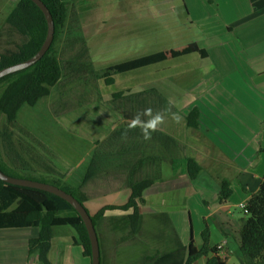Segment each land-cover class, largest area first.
Returning a JSON list of instances; mask_svg holds the SVG:
<instances>
[{"label": "rangeland", "instance_id": "1", "mask_svg": "<svg viewBox=\"0 0 264 264\" xmlns=\"http://www.w3.org/2000/svg\"><path fill=\"white\" fill-rule=\"evenodd\" d=\"M63 1L67 3L68 13L65 34L57 42V58L67 77L33 108H23L15 122L8 123L0 115V163L13 168L19 176L38 178L33 171L46 172L53 168L72 175L80 170L75 165L82 157L100 156L104 167L92 180L93 188L97 189L91 190L87 185L84 190L92 176H86L78 185L79 192L86 197L82 205L90 217L104 207L122 206L128 198L122 203L116 201H120L124 190H112L121 186L130 188L132 183L148 176L128 172L127 162L135 160L126 158V153L137 157L140 144L127 129L132 118L145 109L151 108L153 114L160 109L166 113L164 116L169 115L164 110L166 106L157 109L150 105L157 95L172 110L176 107L181 117L186 109L188 113L194 107L199 111L196 118L199 130H195L201 140L197 139L198 145L202 149L211 147L212 163L206 165L219 167L214 171L217 175L212 176L218 177L219 183L229 181L232 202L235 201L230 209L231 219L234 224H240L244 217L241 205L248 193L241 190L237 169L231 162L220 165L215 162L219 150L207 137L237 164L252 166V172L259 179L264 174V74L257 75L252 69L254 63L264 60V41L252 48H243L240 41L244 38L238 35L240 28L251 22L253 14L239 19L242 16L233 11L232 21L222 22L220 14L225 12L228 3L237 0ZM16 2L0 0V52L12 47L13 42L18 44L21 38L15 32L9 37L10 29L4 22ZM248 33V39H253L254 32ZM260 37L259 31L255 38ZM191 43L205 49L208 56L201 58L194 52L169 58L113 75L114 82L109 85L98 77L108 66L160 51L181 50ZM148 91L153 92L144 94ZM98 103L102 105L100 111ZM82 163L90 165L91 162L84 159ZM223 167L230 169H220ZM153 175L151 179L156 180ZM179 194V201L166 198L157 209L148 203L145 208H152L149 213L155 215L147 214L135 234L126 217L104 220L103 216L95 228L100 264L151 262L161 241L164 255L173 249L177 237L166 214L173 221L185 209L180 205L183 191L176 190V195ZM203 208L206 209L205 205ZM162 211L165 214H160ZM162 216L165 222L160 227L154 219ZM127 226L133 235L127 232ZM55 230L70 232L76 238L69 226ZM182 252L185 250L177 255L180 261ZM173 260V264H179Z\"/></svg>", "mask_w": 264, "mask_h": 264}, {"label": "trees", "instance_id": "2", "mask_svg": "<svg viewBox=\"0 0 264 264\" xmlns=\"http://www.w3.org/2000/svg\"><path fill=\"white\" fill-rule=\"evenodd\" d=\"M51 14L54 23V36L52 43L44 56L35 64L12 74L0 78V115L8 123L16 121L20 111L25 108H33L41 99L48 97L51 89L67 74H63V69L57 58V42L65 34L67 20V3L63 0H40ZM9 27V37L13 32L21 38L19 43L13 42L12 47L5 48L0 52V70L21 62H24L34 56L40 49L47 31L45 18L39 8L30 0H17L16 4L8 12L4 19ZM12 42V41H8ZM198 53L201 58L207 57L205 49L198 47L196 43H191L181 50L160 51L153 54L141 56L132 60L117 63L106 67L99 73V78L104 79L105 84H113V75L123 74L143 67L163 62L169 58H176L190 53ZM69 69V68H68ZM153 91L144 92L149 94ZM143 93V92H142ZM116 96H120L119 93ZM115 97V95H112ZM156 97V103L150 105L157 109L166 106L165 111L171 113L172 108L162 103L164 100ZM159 112L164 113L159 109ZM199 117V111L194 107L185 117L186 125L189 128L197 129L196 118ZM131 137L138 139L139 147H146L143 141L151 146L155 143L158 133L152 134L150 140L143 139L140 129H128ZM138 146V144H135ZM92 162L91 159L88 160ZM88 163H84L85 166ZM91 164V163H90ZM183 173L190 181H194L201 171L200 165L193 158L183 160ZM8 170V172H7ZM0 171L14 178H25L59 188L67 194L72 195L80 204L85 200L79 191L78 185L68 183L64 179L65 172H58L49 168L46 172H38V178L17 174L13 168H6L0 163ZM83 168L72 174L73 179L78 176L83 177ZM51 174V176H50ZM151 175L145 176L139 181L130 185V196L127 202L122 206H107L91 216V221L96 228V223L104 216L106 211H128L131 214L126 216L129 222L130 230L135 234L141 226L142 216L139 206L143 204L142 193L149 188L155 181ZM177 175H175L176 177ZM155 177V176H154ZM232 194L228 180H222L219 183L218 201L227 200ZM243 214L238 228L239 244L238 250L241 255L242 264H264V174L258 180V186L254 193L244 203ZM69 226L75 233L74 243L82 248V254L90 263V243L84 224L70 206L63 199L50 193L27 187L16 186L5 183L0 180V230L37 228V237L28 241V256L37 264H51L50 251L54 229L58 227ZM96 231V229H95ZM97 235V234H96ZM202 244L200 247L194 245L192 238L185 248L177 243L173 249H170L163 258L156 256L150 258L152 264H173L177 260V255L183 250L186 251L184 261L179 264H193L198 259L204 258V264H228L218 253L219 245L209 246V229L204 225L200 233ZM184 255V253H183Z\"/></svg>", "mask_w": 264, "mask_h": 264}, {"label": "crops", "instance_id": "3", "mask_svg": "<svg viewBox=\"0 0 264 264\" xmlns=\"http://www.w3.org/2000/svg\"><path fill=\"white\" fill-rule=\"evenodd\" d=\"M243 10H245L244 13ZM233 11H236L242 16L239 19L253 14L251 22L246 23L247 25L240 28L238 32L239 38H244L240 41L241 47L252 48L264 41V0H237V2L232 4L228 3L225 12L220 14L222 22L230 23L233 17L231 12ZM228 27L230 26L227 25V28ZM249 30L254 32V35H252L253 39H248L250 35L248 33ZM259 31L261 32V37L258 39L255 37ZM252 69L256 71L257 75H263L264 60L260 63H254ZM101 107L102 105L98 103L97 108L99 111ZM185 111L186 113L183 117L180 116L181 118L187 116L189 109ZM178 112L177 108L173 106V111L171 113L178 114ZM171 113H169L168 116H164L163 124H161L159 130L156 131L158 136L155 143L148 146L149 142L146 143V141H143L146 147H140V154L137 155V157L132 153H126L125 156L128 159L132 158L135 160L134 162H127L129 167L128 172L133 171L134 174L139 176L154 174L153 176L156 175L157 178L155 182L142 193L144 205L139 206L142 216L141 225L147 219V214H153L149 213L152 208H145L148 203L154 205V209H157L159 208V204L164 202L166 198L172 201H179L181 195H176V190H182L183 195L180 205L183 204L185 209H182V211L176 214L173 221H171L168 214H166L176 233L177 241L174 243V246L179 243L182 248L186 249L190 238H192L194 245L200 247L202 244L200 233L204 225H207L210 235L209 246L219 245L220 251L218 255L225 259L228 264H242L240 260L241 255L238 250L239 237L237 232L239 223L236 222V224H234L230 214V209L235 205V201L234 203L232 202L234 197H231L233 195V190L231 189L232 194L227 200L223 202L218 201L219 179L218 177L214 179L212 176L217 175V172L214 171L219 170V167L208 168L206 165V163H212L213 157L209 154L211 147L208 146L203 149L199 147L197 139L199 141L201 140L198 133L195 131L199 129L193 130L189 128L186 125V121L184 122L182 119L179 123L175 122L171 119ZM198 123L200 127V122ZM207 139L210 144L214 145V147L219 150L218 158L215 159L218 165L231 162L236 167L241 190L248 193V196L244 199V201H246L250 194L255 192L258 186L259 178L252 172V166L247 167L243 162L237 164L236 161H233V159L220 149L221 147L219 148L210 137H207ZM221 144H224L222 140ZM110 157L114 158V156ZM185 158H193L200 165L201 171L194 181H190L186 174L183 173L181 164L183 165V160ZM84 159H91L93 162H91V164L89 163L90 165L86 164L82 166ZM100 159V156L94 154L93 156L87 155L82 157L75 166L83 168L84 173L80 172L83 178L78 176L76 179H73L71 173H66L64 174V179L73 185H80L86 176H92L87 181L84 190H87V185H90L91 190H96L97 188H93L92 180L97 176L101 167L104 165V163L99 161ZM236 160L238 161V158H236ZM225 168L227 167L220 169H230ZM33 173L37 174L34 171ZM175 175L177 176L174 177ZM209 175H211L212 178L209 177ZM115 190H124L120 201L118 200L116 203H122L129 198L128 196H130L131 193L128 186L127 188L121 186L112 191ZM236 204H241V202ZM204 205L206 209L203 208ZM131 212V210L125 212L118 210L106 211L104 213V220L123 218L131 214ZM160 214L163 215L165 212L162 211ZM154 222L158 226L163 227L165 217H158L154 219ZM126 230L131 233L128 226ZM37 232L38 230L35 228L0 230V264H37L33 260H30L28 256V241L36 238ZM131 235L133 234L131 233ZM74 240L75 234L73 235L67 231H57L54 229L51 251L49 254L51 264H90L88 259L83 256L81 246L74 243ZM160 241L161 240H159V242ZM162 243L161 241L160 246L159 243L157 245L156 256H161L163 258L165 247L161 246ZM127 252L130 254L129 251ZM185 255L186 251L182 258V263ZM147 258L148 256L146 259ZM177 261L180 262L178 258ZM204 262L205 259L200 258L193 264H204ZM114 264L120 263L115 262ZM145 264L152 263L149 261L147 263L145 262Z\"/></svg>", "mask_w": 264, "mask_h": 264}, {"label": "water", "instance_id": "4", "mask_svg": "<svg viewBox=\"0 0 264 264\" xmlns=\"http://www.w3.org/2000/svg\"><path fill=\"white\" fill-rule=\"evenodd\" d=\"M30 1L39 8V10L41 11V13L43 14L45 18L46 25H47L45 39L40 49L38 50V52L34 56H32L30 59L1 69L0 78L6 75L12 74V73L21 71L35 64L37 61H39L44 56V54L47 52V50L49 49L52 43L53 36H54V23H53L50 12L40 0H30ZM0 180L5 183L16 185V186L41 190V191L50 193L52 195H55L63 199L67 203H69L70 206L76 211V213L81 218L84 224L85 230L87 232V236H88L89 243H90V264H100V250H99L98 238L96 235L94 225L91 221L90 215L88 214L86 209L83 207V205L80 204L72 195L67 194L64 191L60 190L59 188L49 185V184H45V183H41V182H37L33 180H28V179H23V178L10 177L4 174L2 171H0Z\"/></svg>", "mask_w": 264, "mask_h": 264}, {"label": "clouds", "instance_id": "5", "mask_svg": "<svg viewBox=\"0 0 264 264\" xmlns=\"http://www.w3.org/2000/svg\"><path fill=\"white\" fill-rule=\"evenodd\" d=\"M142 117H148V119H142ZM171 119L179 123L181 117L176 113H171ZM164 122V114L156 112L153 114L152 109H145L143 112H139L134 116L129 124V129L139 128L143 139L150 140L152 134L159 130V127ZM244 206V204H242Z\"/></svg>", "mask_w": 264, "mask_h": 264}, {"label": "built area", "instance_id": "6", "mask_svg": "<svg viewBox=\"0 0 264 264\" xmlns=\"http://www.w3.org/2000/svg\"><path fill=\"white\" fill-rule=\"evenodd\" d=\"M241 208L243 209V208H244V206H243V205H241Z\"/></svg>", "mask_w": 264, "mask_h": 264}]
</instances>
